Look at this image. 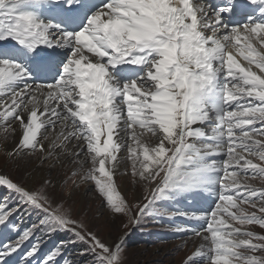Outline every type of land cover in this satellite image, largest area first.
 I'll list each match as a JSON object with an SVG mask.
<instances>
[{"label": "snow or ice", "instance_id": "6c2138e0", "mask_svg": "<svg viewBox=\"0 0 264 264\" xmlns=\"http://www.w3.org/2000/svg\"><path fill=\"white\" fill-rule=\"evenodd\" d=\"M17 122L3 149L14 163L74 166L65 184L91 182L136 225L202 221L173 229L202 241L183 264H264V235L236 226L264 229V187L248 183L264 178V0H0L5 139ZM125 165L149 186L134 215L115 183ZM53 183L0 174V264H60L77 243L95 264H123V241L73 219Z\"/></svg>", "mask_w": 264, "mask_h": 264}, {"label": "rangeland", "instance_id": "374dc122", "mask_svg": "<svg viewBox=\"0 0 264 264\" xmlns=\"http://www.w3.org/2000/svg\"><path fill=\"white\" fill-rule=\"evenodd\" d=\"M0 136L5 138L4 134H0ZM37 157L38 155L27 157V167L20 170L0 147V174L8 175L14 181L26 186L24 172L29 171L33 165H40ZM126 168L127 171H125ZM72 169L65 165L57 171H51L50 179L58 175L61 176V180L58 185L53 183V186L49 187V194L55 197L54 203H62L65 210H70L73 219L81 221L87 230L94 232L103 242L115 244L122 240L123 264H183L202 242L199 237L191 233H176L173 230L175 227L185 224L199 228L203 223L202 221H187L179 217L170 221L166 218L145 216L141 218L140 224L136 225L129 216L113 215L91 182L80 183L78 186H74L71 180H68L67 184L64 183ZM129 173L130 165H125L124 169L117 172L115 183L118 191L132 207L134 215L138 211L136 206L138 204L142 206L146 203L144 197L148 195L149 186L135 181ZM41 182V179H36L30 187L39 188ZM248 183L257 188L264 187V179L261 180L259 177L249 178ZM121 185L125 187L124 193L120 190ZM5 194V189L0 188V195ZM209 206L210 201H200L193 205H188L185 202L181 205L182 208L192 207L200 210H207ZM242 207L253 211L247 204L242 205ZM33 214L38 217L36 213ZM16 220L20 221V217L17 216ZM19 226L21 229L26 226L30 227L26 221L20 222ZM236 226L242 227V230H251L264 235V229L258 225ZM154 230L156 233L152 234L151 232ZM85 248L86 246L82 243L67 248L71 256L70 264H95V258L90 252L80 255Z\"/></svg>", "mask_w": 264, "mask_h": 264}, {"label": "bare ground", "instance_id": "6f19581e", "mask_svg": "<svg viewBox=\"0 0 264 264\" xmlns=\"http://www.w3.org/2000/svg\"><path fill=\"white\" fill-rule=\"evenodd\" d=\"M13 126L17 128L16 133H15L14 136L9 135L7 140L4 137L0 136V147L3 148V149L7 148V149L10 150L14 146L15 142H18V140L20 138V130H19V127H18V122L15 125H13ZM0 134L3 135L4 134L3 131H0ZM26 161H27V157L24 160L18 161V162L14 163V164L17 165L20 168V170H23L24 168L27 167V162ZM66 166L71 167V168L74 167V166L67 165V164H66ZM122 169H124V166H122L121 170ZM55 171H57V170H55ZM50 174L51 173H49L48 166L46 164L43 165V166L41 164L38 165V166L33 165L29 171L24 172V178H25V182H26L25 184H26V186L30 187L31 183L34 180H36V179H41L42 180L44 178H49ZM52 180H53L55 185H58L60 180H61V176L56 175L55 177H53ZM120 190L123 193L125 192L124 185H121V189ZM132 193H133V190H132Z\"/></svg>", "mask_w": 264, "mask_h": 264}]
</instances>
